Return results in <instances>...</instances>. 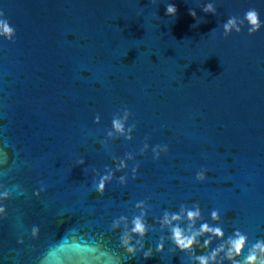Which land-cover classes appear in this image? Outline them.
<instances>
[{"label": "water", "instance_id": "95a60500", "mask_svg": "<svg viewBox=\"0 0 264 264\" xmlns=\"http://www.w3.org/2000/svg\"><path fill=\"white\" fill-rule=\"evenodd\" d=\"M249 9L261 21L252 35L241 25ZM0 13L15 30L9 41L0 28V264H199L220 241L181 252L163 224L179 214L172 225L191 235L186 212L197 204L196 229L247 236L238 259L264 240V0H0ZM230 17L241 31L225 37ZM125 107L131 140L111 128ZM157 145L168 151L154 160ZM109 172L99 195L93 181ZM134 216L147 260L120 247Z\"/></svg>", "mask_w": 264, "mask_h": 264}, {"label": "clouds", "instance_id": "9594fccd", "mask_svg": "<svg viewBox=\"0 0 264 264\" xmlns=\"http://www.w3.org/2000/svg\"><path fill=\"white\" fill-rule=\"evenodd\" d=\"M204 13L213 12L211 5H205L202 9ZM177 12L176 7L173 4L166 5V15L167 16H175ZM2 14V13H0ZM189 15L192 17H196V12L194 10L189 11ZM244 22L248 25V35H252L256 33L261 28V21L259 19L258 12L255 9H249L244 14V21L241 22V25ZM235 27V32L239 33L241 31V27L235 26V17L228 18L227 22L223 24V29L225 33V37H227ZM0 28H2L6 40H13L15 36V30L11 27L6 19L0 21ZM124 112L123 119L113 117L111 119V128L115 133H118L120 136H123L126 140H131V132L135 127V123H133L130 127L125 129L124 121H127L130 112L125 107L122 109ZM100 122V116L97 114L94 118V123ZM113 131H109L108 135L112 136ZM147 140V137L145 138ZM149 145L145 142L141 149V153L148 150ZM168 147L167 145H157L152 148L153 159H159L162 153H167ZM131 159V155L126 154V158L114 159L115 171L120 172L123 169L127 168L126 160ZM78 164H84V160L80 159L77 161ZM139 168V164L134 166L131 169L133 177L137 174V169ZM113 172H109L107 175H99V179L94 180L93 184L95 187V192L99 195H103L105 191V186L112 180ZM195 179L199 181L205 180V171L201 170L196 173ZM125 177L121 175L119 177L120 185H124ZM40 191H43L41 188L39 191H34L32 193L33 196L39 197ZM9 190H6L3 193L5 200L9 199ZM143 204V201H140L136 204V207L139 208ZM6 207H0V213L4 216L6 214ZM184 211V209H181ZM143 215V213L141 214ZM201 210L199 205L195 206V210H187L186 212V220L189 225V230H192L191 235H185V228H182L179 224L172 225L173 221H178L181 219L179 214L173 213L171 214V220H169V214L165 213L163 218V224L171 225L170 227V241L175 245L176 249L181 252H187L194 249H208L212 244L213 240L220 241V243L211 250L210 255H198L196 259L199 261V264H208L209 261H212L213 264H216V256L219 252H223L224 255L220 261V264H224V261H227V264H264V240H257L255 243L251 245V251L247 249V254L243 255L242 259H238L244 253L246 245L248 243L247 236L242 234L239 230L234 231L231 235L225 238V233L219 226L210 227L207 222L201 223L199 228L196 229V220L200 217ZM211 219L213 221H218L220 219V215L216 210L211 211ZM125 216H120L118 219H114L111 224V229L115 231L120 228V221L126 220ZM39 233V228L37 226H33L31 228L30 235L33 239L37 238ZM147 233L145 222L142 221L141 216H134L129 225L125 226V230H123L119 236L120 247L124 250V253L130 257L134 258L138 252H142V258L144 260L149 259L153 255V251L151 248L144 250V241L145 235ZM134 237L136 239H134ZM198 237L203 238L197 239ZM18 243H23V240H18ZM137 245H141L139 248ZM163 241L157 243L155 251L157 253L163 251ZM257 251L260 255H257Z\"/></svg>", "mask_w": 264, "mask_h": 264}]
</instances>
